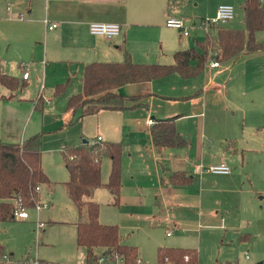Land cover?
Wrapping results in <instances>:
<instances>
[{"label":"crops","instance_id":"crops-1","mask_svg":"<svg viewBox=\"0 0 264 264\" xmlns=\"http://www.w3.org/2000/svg\"><path fill=\"white\" fill-rule=\"evenodd\" d=\"M243 1L0 0V74L16 78L18 83L13 91L0 83V140L20 144L41 134L43 144L44 135L54 136L50 151L58 152L61 172L66 170L61 155L66 147L96 141L97 137L103 143H120L118 204H113V196L104 186L110 173L108 158L100 162L103 186L93 191L90 200L99 204L100 223L117 225L123 244L137 248L139 264L145 249L151 246L197 250L182 245H193L196 240L200 249L201 243H224L229 234V241L237 237L250 247L253 241L248 235L253 223L260 229L256 234L264 235V210H259L256 199L261 194L258 198L264 200V188H257L258 181L264 187V179L257 176L263 164L261 160L255 161V169L249 158L252 153L264 152V136L259 140L247 138L245 142V121L241 128H236L232 125L235 113L221 116L208 103L211 90L225 101L233 83L238 84L241 79V85L246 86L252 71L263 72L264 50L244 52L229 65L216 68L208 66L213 60L209 59L204 69L190 78L173 74L120 86L113 92L125 97L129 109L101 110L79 119L80 109H67V101L81 92L85 65L121 62L125 52L137 64H171L176 51L193 48L206 40L208 30L199 27L201 20L214 18L222 4H230L234 10L236 6L242 8ZM167 17L182 20L188 34L184 36L180 30L167 27ZM45 21L56 23V27L48 29ZM92 22L119 24L120 33L111 39L93 35L88 29ZM233 27L226 28L236 29ZM250 59L260 60V64H251ZM234 66L236 71L232 72ZM24 72L28 73L26 79L22 77ZM61 84L65 88L55 96V87ZM221 90H226L224 97ZM131 97H135L134 101ZM167 119L173 120L176 132L187 141L185 147L155 148L150 127ZM149 120L153 122L150 126ZM41 150L43 162V146ZM221 162L230 167L228 174L196 169L197 165L206 169ZM43 170L51 185L40 186V203L46 197L42 192L45 190L51 196L57 183L52 181L46 166ZM176 172L189 177L190 182L171 184L170 176ZM61 180L65 188L68 174ZM77 220L78 215L73 227ZM44 223L40 240L46 244L44 240L48 241L52 225ZM242 228L249 234L240 235ZM171 236L177 242L166 246L165 241ZM79 250L84 257L79 264H83L85 252ZM197 254L199 262L198 250ZM33 260L49 264L69 261L64 254L53 259L46 252L26 261Z\"/></svg>","mask_w":264,"mask_h":264},{"label":"trees","instance_id":"trees-1","mask_svg":"<svg viewBox=\"0 0 264 264\" xmlns=\"http://www.w3.org/2000/svg\"><path fill=\"white\" fill-rule=\"evenodd\" d=\"M243 29H227L214 25L206 33V40L195 47L176 51L171 64H137L125 52L121 62H92L84 66L82 90L67 101V109H80L79 119L101 110L120 111L129 109L125 97L113 92L120 86L138 82L153 81L176 74L190 78L199 74L209 59L226 64L244 52L264 50V41H257L255 34L264 31V0H244ZM196 60L195 66L191 62ZM0 83L13 91L17 88L16 78L0 74ZM65 84L55 87L54 95L62 93ZM2 96H0L1 98ZM135 98V97H134ZM131 97L130 100L134 101ZM152 142L157 150L166 147H185L187 141L175 129L172 119L160 120L150 127ZM41 134H35L20 144H8L0 140V226L15 220L13 212L16 203L25 208L38 200L36 186H50L41 161ZM122 145L118 142L85 143L69 146L61 155L68 173L64 183L67 194L77 208L76 245L85 252L83 264H97L100 256L114 260L118 254L122 264H138V250L122 242L117 225L102 224L99 221V204L90 200L93 191L101 186L100 162L110 160V173L104 186L113 196V204L119 202L121 187ZM173 185H186L189 177L173 173L169 179ZM19 201V202H18ZM9 259H6V258ZM198 264L196 249L159 247L157 264ZM0 264H16L12 255L0 245ZM38 264H49L39 261Z\"/></svg>","mask_w":264,"mask_h":264},{"label":"rangeland","instance_id":"rangeland-1","mask_svg":"<svg viewBox=\"0 0 264 264\" xmlns=\"http://www.w3.org/2000/svg\"><path fill=\"white\" fill-rule=\"evenodd\" d=\"M235 16L230 22H226L225 26L230 28L235 25L236 29H243V10L241 7L236 6ZM238 13V16L236 15ZM234 15V13H233ZM233 27V28H235ZM257 41L264 40V31H259L255 34ZM243 59L238 60L240 63ZM172 61V58H171ZM170 61V62H171ZM251 64H260V60H251ZM229 65V62L224 66ZM234 66L232 72L235 70ZM207 69V68H205ZM236 71V70H235ZM231 72V73H232ZM250 71L248 72V74ZM223 79V76H222ZM222 79H218L220 82ZM242 80H238L237 83H233L231 89L227 90L228 98L222 101V97L216 94L214 91H210V100L208 103L212 109H215L221 116L228 117L229 115L235 113L236 117L232 119L233 124L236 128H241L243 122L245 125L243 129L244 140L246 142L247 138L249 141L252 138L260 139L264 136V71L257 73L252 71V74L247 76L246 86L241 85ZM226 90H221L222 96L224 97ZM245 92V93H243ZM209 99V98H208ZM215 102V103H214ZM214 103V105H213ZM208 110V108H207ZM222 119V118H221ZM250 120V121H249ZM71 131L73 128H69ZM54 136L49 134L44 135L43 138V162L42 165L46 166L52 181L55 183L54 194L47 195V193L42 192L43 197L41 203L45 204L39 213V220L42 222H47L48 225H52L48 231V241L46 244L42 243L40 240V234H36V217L37 213L34 208L30 207L27 209L29 218L25 221H8L0 226V245L4 247L6 253H12V259L16 264H20L26 260H32L36 258L37 253L41 255L43 252L48 253L50 258L57 259L61 254L66 256L65 264H79L83 261V255L80 253V248L78 249L75 241V228L72 222L77 219L78 211L77 208L71 202L66 189L62 185L61 178L67 176L66 170L61 172L59 170V165L57 164L59 159L58 152L50 151V145L53 143ZM90 137V136H88ZM251 164L254 165L255 161L261 160L262 167L259 172V180L264 179V152L252 153L249 156ZM42 166V167H43ZM258 163H255L253 168H257ZM65 169V168H64ZM257 188L263 189L260 181L257 183ZM259 196H256L258 200L259 210H264V200H259ZM50 197V198H49ZM40 202L39 200H36ZM52 203V206L49 205ZM50 220V221H49ZM264 223V222H263ZM251 235L250 231H244L242 228L240 235L248 233V237L253 241L252 246H248L245 241H238L237 237L234 240L229 241V234L226 235V240L224 243H201L200 249L199 245L195 240L192 244L183 243L182 246H194L200 252L199 264H213L217 262L218 264H224L225 261H231L232 264H258L263 261L264 264V235H257L260 229L253 223ZM171 232V231H170ZM166 246H173L169 244H175L177 241L174 236L167 237ZM175 242V243H174ZM157 247L151 246L145 249L144 257L140 264H157ZM70 254V255H68ZM246 255H248L246 257ZM26 258V259H25ZM6 259H9L8 257ZM217 260V261H215ZM115 263H118L116 261Z\"/></svg>","mask_w":264,"mask_h":264},{"label":"built area","instance_id":"built-area-1","mask_svg":"<svg viewBox=\"0 0 264 264\" xmlns=\"http://www.w3.org/2000/svg\"><path fill=\"white\" fill-rule=\"evenodd\" d=\"M234 13V7L230 4H222L217 8L216 15L214 18H205L201 20L199 23V27L203 28L204 30H209L211 26L214 25H223L229 20L232 19ZM46 26L48 29H54L56 27V23H48L45 21ZM165 25L170 28H175L181 31L182 35L186 36L188 34L187 28L184 26V23L182 20L174 18V17H167L165 21ZM89 32L93 35H100L103 36L106 39H111L120 33L121 27L119 24L116 23H103V22H92L89 24ZM219 63L216 60H211L208 63V66L211 68L219 67ZM23 79H26L28 77V73L24 72L22 75ZM152 121H148L147 125H152ZM101 138L97 137L96 141H91V143H95L100 141ZM196 169L198 171H207L213 174H228L230 172V167L224 163L221 162L216 165H211L210 167L203 169L200 165L196 166ZM34 191L36 193H39L40 186H36ZM19 202V201H18ZM45 207L44 203H40L38 201H34L32 208L35 209L37 215L41 208ZM14 219H27L29 217L27 208L21 206L20 204L16 203V208L13 212ZM36 227L35 232L36 234H40V232L43 230L45 223L40 221L38 218L36 219ZM118 261V263H115ZM123 259L118 255H114V260H112L109 256H100L97 260V264H122ZM20 264H38L37 260L33 261H23ZM139 264V261H138ZM165 264H171L167 259H165Z\"/></svg>","mask_w":264,"mask_h":264}]
</instances>
